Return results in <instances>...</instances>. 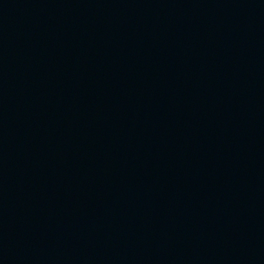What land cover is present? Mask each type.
<instances>
[{"label":"water","instance_id":"1","mask_svg":"<svg viewBox=\"0 0 264 264\" xmlns=\"http://www.w3.org/2000/svg\"><path fill=\"white\" fill-rule=\"evenodd\" d=\"M0 264H264V0H0Z\"/></svg>","mask_w":264,"mask_h":264}]
</instances>
